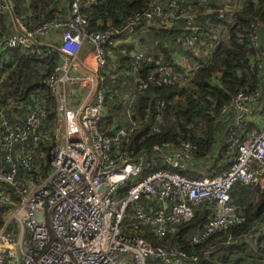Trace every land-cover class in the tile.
<instances>
[{
	"label": "built area",
	"instance_id": "1",
	"mask_svg": "<svg viewBox=\"0 0 264 264\" xmlns=\"http://www.w3.org/2000/svg\"><path fill=\"white\" fill-rule=\"evenodd\" d=\"M82 1L71 0L66 17L54 14L50 22L30 31L15 18L17 31L0 36V51L21 49L43 59L57 53L67 59L42 80L46 90L43 96L48 94L54 102L45 178L28 174L34 148L43 139L49 140L45 129L41 133L47 115L42 100L38 103V98H31V102L17 106L6 100L0 106V207L7 210L0 227V264H197L202 261L200 257L174 243L177 227L193 217L198 205H211L206 225L190 238V244L204 245L213 235L243 221L230 202L231 188L236 184L260 188L264 182V121L259 129L247 130L242 125L259 101L260 91H239L221 108V114L231 112V121L225 134L229 154L218 173L187 178L194 146L181 141L177 145L165 142L154 146L163 169L138 178L145 169L141 162L120 153L122 140L133 131L134 123L113 132L100 127L105 96L98 73L107 65V46L120 37H131L142 22V31L155 19L163 25L170 23L179 14L182 0H151L122 26L96 32L88 30L79 11ZM226 2L218 17L227 15L233 19L241 1ZM10 11V0H0V14L10 15ZM258 25L250 24V31L264 26V21ZM53 31L59 33L58 46L43 45L39 39ZM195 40L191 36L181 44L192 49ZM216 43L213 36L200 52L203 60ZM251 43L257 46L256 37ZM84 46L92 57L87 69L95 77L94 89L79 104L68 106L66 73ZM257 56L261 62L264 47ZM132 65L135 70L139 65L153 68L145 79L138 80L137 93L155 75L158 86L174 84L173 67L142 47H134ZM197 67L198 64L184 65L180 76L188 80ZM80 80L92 81L90 75ZM70 100L76 103L73 95ZM18 109L22 112L13 114L10 122L6 111ZM127 119L131 120V116ZM211 248L203 254L208 255Z\"/></svg>",
	"mask_w": 264,
	"mask_h": 264
},
{
	"label": "trees",
	"instance_id": "2",
	"mask_svg": "<svg viewBox=\"0 0 264 264\" xmlns=\"http://www.w3.org/2000/svg\"><path fill=\"white\" fill-rule=\"evenodd\" d=\"M70 1L10 0V4L14 17L22 20L30 31L50 22L54 14L66 17ZM149 1L151 0H83L79 4V11L88 23V30L96 32L122 26L130 16L146 7ZM226 4V0H182L176 19L166 25L160 19H155L145 31L153 39L148 53L151 52L161 63L171 65L174 73L182 74V70L175 63L173 52L185 51L182 58L189 67L198 64L189 79L185 80L186 87L178 88L177 83L158 86L155 75L153 81L137 93L138 80L145 79L153 68L139 65L134 69L130 55L131 50L134 51L133 44L118 49L117 54L120 52V55H117L116 61L107 56L106 67L99 71L98 76L102 78L100 88L105 96L100 127L113 132L119 128L128 129L130 123H134L133 131L126 140H122L120 153L132 157L135 162H141L145 169L138 178L155 169H163L153 147L165 142L177 145L185 141L193 145L191 157L197 162L208 158L215 148L216 159L208 173H218L224 168L229 154L225 134L231 121V112L221 114L220 110L237 92H261L263 87L262 66L260 57L257 56L262 47L253 46L251 39L256 37L257 40L258 30L262 27L264 0H242L233 19L227 15L219 18L218 11L223 10ZM252 23L260 26L253 32L249 28ZM144 26L145 23L142 22L134 33L144 30ZM12 29L10 15L0 14V36L10 34ZM191 36L196 38L193 48H183L181 43ZM213 36L217 38V43L210 56L203 60L200 52L212 42ZM139 43L142 44V40ZM110 46L106 49L115 53V49ZM60 58L57 53L43 59L21 49L0 51V106L5 105L6 100L17 106L19 103L31 102V98H38L37 102L42 100L41 106L47 114L41 133L45 129L49 140L43 139L34 148L33 162L28 171L30 176L40 179L45 178L49 170L46 157L52 141L50 134L54 122V102L48 94L43 96L46 90L42 80L52 73ZM258 64L260 69L257 68ZM120 73L133 81L134 86L129 89L133 88L132 97L135 99L134 115H129L131 120L127 119L124 126L117 127L114 120L119 112L116 106L117 90L121 81L123 82L122 78H125ZM262 93L256 104L261 107V116L264 115V92ZM21 112L22 109L6 111V116L13 122L12 115H20ZM242 125L247 130L253 128V124L246 120ZM19 174H23L20 168ZM186 176L189 179L197 178L189 174ZM234 186L259 189L240 184ZM233 187L229 191V197L236 212L243 217L240 224L213 235L202 246H194L190 244V238L203 229L212 214L211 205L200 204L193 209V217L177 227L174 243L185 252L200 257L202 261L197 264H264V191L260 193L262 197L256 206L250 203L244 205L240 202L242 196L239 193H243L245 197L248 189L238 192ZM6 212V209L0 207V227ZM257 227L259 228L256 229ZM227 240L233 241V244H225ZM209 247H212L211 251L204 255L203 251Z\"/></svg>",
	"mask_w": 264,
	"mask_h": 264
},
{
	"label": "crops",
	"instance_id": "3",
	"mask_svg": "<svg viewBox=\"0 0 264 264\" xmlns=\"http://www.w3.org/2000/svg\"><path fill=\"white\" fill-rule=\"evenodd\" d=\"M11 26L13 27L12 31L14 32L16 30L15 29L16 27L14 26L12 19H11ZM135 34L136 33H134L131 37L130 36L120 37L116 41H114L111 47L115 49V53H112L110 50L107 49L108 50L107 56H110L112 61H116L117 55H120V52L117 54L118 49H121L119 48V45L126 46L129 43H131L134 39L133 37ZM39 41L43 45H52V46L57 47L59 44V33L57 31H53L47 37H45V39H39ZM257 45H259L260 47H264V26H262L258 30ZM60 57L61 58L58 64L59 66H62L64 61H66L67 59L62 56ZM176 57L177 55L174 54L175 63L181 67V70L183 69L182 67L184 65L186 66L188 65L187 67H189V64L187 62L183 63L180 61V64H179L178 61L180 60V58L178 57L179 59L178 58L176 59ZM260 63L262 66V79H263L262 88H264V58L261 59ZM91 64H92V57L89 54L88 48L84 46L81 49V51H79V53L77 54L75 60L72 62L70 69L66 73L67 77L69 78V83H67L65 86V95L67 91H69L70 97L71 95H73L74 99L76 100V103L68 102L67 96H66L68 106H75L76 104H79L80 101H82L86 97L87 93L92 92V88H93L92 84L94 82V85H95V80H94L95 77L93 73L90 71V69H87L91 66ZM59 74L60 75L64 74V71L62 70L59 71ZM85 75H90V78L92 79L90 83L89 82L82 83L83 81L81 82L80 80L81 77ZM262 88H261L262 91L260 92L261 94H263L262 92H264V89ZM257 107H259L260 109H258ZM260 113H261V107L254 106L251 109L250 114L246 117L245 119L246 122L249 124H253L252 129H259L260 124L264 121V120H260V119H264V115L261 116ZM215 159H216V149L215 148L212 149V152L210 153L208 158H204V160H202L201 162H197V160L192 158L191 161L187 165L186 174L192 175V177L195 176L197 178L203 177L201 175L203 173H207V175H209L210 173L214 172V171H211L210 173H208Z\"/></svg>",
	"mask_w": 264,
	"mask_h": 264
},
{
	"label": "rangeland",
	"instance_id": "4",
	"mask_svg": "<svg viewBox=\"0 0 264 264\" xmlns=\"http://www.w3.org/2000/svg\"><path fill=\"white\" fill-rule=\"evenodd\" d=\"M148 31H137L136 34L134 35V39L131 43H129L130 45L133 44L136 47H142L143 49H145L146 52H148V50L150 51V45L153 42V39L151 38V36L147 35ZM139 40H142V44L139 43ZM111 47V46H110ZM124 47L122 45H119V48ZM109 50V49H108ZM107 50V53H108ZM133 50H131L130 55H132ZM150 54H152L151 52H149ZM175 55H177L178 57H180L181 59L178 61V63L180 64V61L183 62V58L185 55V51H178V52H173ZM184 63V62H183ZM121 77H125L124 75H121ZM128 78V77H127ZM123 82L121 81V83L118 86V97H117V108H119V112L118 114L114 117V120L116 121V124H118L117 127H121L124 126L127 122V116L128 115H134V111H133V99H135L134 97H132V89H129L130 86H134L133 81L131 80V78L126 79L122 78ZM174 83H177V87L178 88H182V87H186V81L184 80L183 77L180 76L179 73L176 74V78ZM67 96V100L68 102H71L70 100V93L69 91H67L66 93ZM111 96V95H110ZM181 101H183L181 99ZM120 105V106H118ZM203 177L207 176V173H203L201 174ZM248 188H244L241 189L239 188V186H234L233 190L234 191H238V192H244L245 190H247ZM264 191V182L262 183V185L260 186L259 189L257 188H253V189H248L247 190V195L245 193V197H243V193H239L240 196H242V200L240 202H242L244 205H247L248 203L253 204L254 206H256L259 202L260 199L262 197V195L260 193H262ZM252 198H255V200L253 201ZM233 200V199H232ZM241 206V205H239ZM242 207V206H241ZM259 227H257L256 229H258ZM248 238V237H247ZM249 242V241H248Z\"/></svg>",
	"mask_w": 264,
	"mask_h": 264
},
{
	"label": "water",
	"instance_id": "5",
	"mask_svg": "<svg viewBox=\"0 0 264 264\" xmlns=\"http://www.w3.org/2000/svg\"><path fill=\"white\" fill-rule=\"evenodd\" d=\"M10 18L12 19L13 24H14V26L16 27V25H15V23H14L15 17H14V15H13L12 11H10ZM15 29L17 30V28H15Z\"/></svg>",
	"mask_w": 264,
	"mask_h": 264
}]
</instances>
